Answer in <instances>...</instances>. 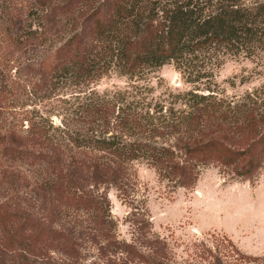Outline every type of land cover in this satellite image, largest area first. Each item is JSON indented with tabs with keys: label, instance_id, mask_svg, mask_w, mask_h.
Segmentation results:
<instances>
[{
	"label": "trees",
	"instance_id": "16d2710c",
	"mask_svg": "<svg viewBox=\"0 0 264 264\" xmlns=\"http://www.w3.org/2000/svg\"><path fill=\"white\" fill-rule=\"evenodd\" d=\"M2 13L0 264L75 257L86 234L125 253V264H175L133 202L144 246L118 238L109 190L124 201L134 195L135 162L186 189L211 164L247 179L257 174L264 110L255 101L226 103L211 83L228 56L264 60V0H29L16 14ZM168 63L193 87L154 97L140 81ZM112 73L129 84L93 88ZM5 105L22 110H11L9 121ZM25 166L44 199L41 213L21 189ZM82 212L91 214V233L76 225ZM63 216L72 224L57 226ZM211 254L212 264H228Z\"/></svg>",
	"mask_w": 264,
	"mask_h": 264
},
{
	"label": "rangeland",
	"instance_id": "374dc122",
	"mask_svg": "<svg viewBox=\"0 0 264 264\" xmlns=\"http://www.w3.org/2000/svg\"><path fill=\"white\" fill-rule=\"evenodd\" d=\"M28 1L0 0V26L3 9H11L16 14ZM254 1L247 0L248 3ZM17 54L14 58L22 61L30 57V54H26L21 58V53ZM128 84L127 77L112 73L93 84V88L102 93L123 89ZM140 84L152 87L154 97L161 98L169 93L186 92L193 87L173 63L160 67ZM211 86L214 94L226 103L255 101L264 110V60L260 55L228 56L216 69ZM197 92L210 93L207 90ZM50 102L55 104L54 100ZM5 106L9 121L12 120L11 110H22L18 106L15 109ZM53 119L59 122L58 117ZM134 168L137 186L131 198L124 201L115 189H110L108 193L119 239L133 240L138 246H144L140 223L134 220L146 214L152 228L149 233H155L167 241L172 263L212 264V251L228 264H264V165L254 177L247 179L211 164L202 168L198 182L192 189L171 187L146 162H135ZM32 169L30 166L22 168L27 176L21 189L32 209L41 213L44 199L35 190ZM128 202L136 206L137 218L132 214ZM78 214L81 216L78 219L83 221L76 224L77 227L81 224V228L91 233L94 227L91 214ZM65 223L72 224L70 217L63 216L57 226H66ZM82 240L75 257L56 252L53 253V264H125V253L117 252L115 247H108L106 242H96L92 235L86 234ZM11 260L7 258L5 264H11Z\"/></svg>",
	"mask_w": 264,
	"mask_h": 264
}]
</instances>
